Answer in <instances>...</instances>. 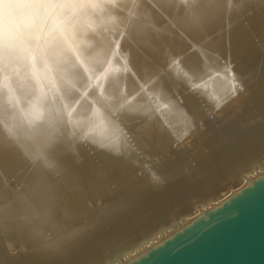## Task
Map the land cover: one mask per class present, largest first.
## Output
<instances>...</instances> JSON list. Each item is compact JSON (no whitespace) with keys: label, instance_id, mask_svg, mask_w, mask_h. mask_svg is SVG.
<instances>
[{"label":"bare ground","instance_id":"obj_1","mask_svg":"<svg viewBox=\"0 0 264 264\" xmlns=\"http://www.w3.org/2000/svg\"><path fill=\"white\" fill-rule=\"evenodd\" d=\"M264 176V0H0V264H125Z\"/></svg>","mask_w":264,"mask_h":264},{"label":"water","instance_id":"obj_2","mask_svg":"<svg viewBox=\"0 0 264 264\" xmlns=\"http://www.w3.org/2000/svg\"><path fill=\"white\" fill-rule=\"evenodd\" d=\"M125 264H264V176Z\"/></svg>","mask_w":264,"mask_h":264}]
</instances>
